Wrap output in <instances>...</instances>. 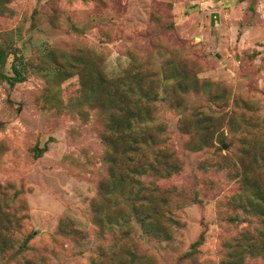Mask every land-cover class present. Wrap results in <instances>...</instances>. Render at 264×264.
Instances as JSON below:
<instances>
[{"label":"rangeland","instance_id":"obj_1","mask_svg":"<svg viewBox=\"0 0 264 264\" xmlns=\"http://www.w3.org/2000/svg\"><path fill=\"white\" fill-rule=\"evenodd\" d=\"M0 9V43H11L30 66L23 81H0V236L12 245L0 264H90L100 247L108 249L103 264H114L120 251H111L125 246L152 264H222L230 239L247 223L233 209L242 183L216 163L246 139L264 150V0H0ZM51 50L74 60L87 52L107 78L127 71L155 89L153 115L182 168L170 178L142 176L144 184L199 199L167 209L166 239L144 234L137 223L133 243L114 229L98 232L91 202L108 179L102 120L87 102L73 105L76 75L51 76ZM198 115L209 116L212 144L189 149L183 127ZM66 220L83 234L59 230ZM201 233L194 254L182 258ZM24 242L27 248L12 256Z\"/></svg>","mask_w":264,"mask_h":264},{"label":"trees","instance_id":"obj_2","mask_svg":"<svg viewBox=\"0 0 264 264\" xmlns=\"http://www.w3.org/2000/svg\"><path fill=\"white\" fill-rule=\"evenodd\" d=\"M17 51L11 43H0V81L10 86L23 81L30 67ZM76 53L74 60L63 51L51 50L46 58L55 63L51 75L55 80L61 81L73 75L78 77L79 94L72 100L73 105L77 104L80 108L87 102L90 107L96 108L102 120L101 137L105 146L103 161L107 166L108 179L99 183L97 195L91 202L93 222L100 233L116 230L120 241L133 243L132 223H137L143 233L152 238L166 239L169 231L164 220H172L165 215L167 209L180 207L184 201L178 203L179 200L186 199L187 204L199 199L196 195L188 199L182 190L161 189L156 183H152L151 187L144 184L142 176L165 179L179 173L182 168L179 157L164 145L163 125L153 115L152 103L158 95L151 86L147 89L142 87L139 75L125 71L124 76L107 78L95 66L89 53ZM8 60L9 72L5 71ZM164 63L165 66L172 64L168 61ZM172 76L183 77L175 72ZM190 84L194 88L197 85L194 81ZM176 85L180 87L182 83ZM137 89L144 91L138 94ZM208 119L209 116L198 115L191 124L183 127L191 138L186 144L187 148L201 149L212 144L213 129ZM245 120L243 118L242 122ZM217 140L224 142L222 133ZM247 141L242 142V148L237 153L222 156V160L216 163L218 168H224L229 176L242 183L241 192L235 196L238 203L233 205V209L234 216H240L247 223V227L230 239L227 252L221 259L222 264H248L255 261L264 264V150L252 149L249 144L251 141ZM68 222H59V230L69 228L72 233L83 234L70 228ZM202 240L201 233L181 257H191ZM11 247L0 236V254L5 255V251ZM24 248H27L25 242L12 256ZM101 250L100 247L97 255L99 259H92L90 264H103L100 256L108 255V249ZM117 251H120L121 259L114 264H152V260L136 252L134 246L131 249L125 246L112 250L110 255H115ZM23 264L41 263L40 260L25 259Z\"/></svg>","mask_w":264,"mask_h":264},{"label":"water","instance_id":"obj_3","mask_svg":"<svg viewBox=\"0 0 264 264\" xmlns=\"http://www.w3.org/2000/svg\"><path fill=\"white\" fill-rule=\"evenodd\" d=\"M218 19V13L217 12H212L210 15V23L213 25L214 20Z\"/></svg>","mask_w":264,"mask_h":264},{"label":"crops","instance_id":"obj_4","mask_svg":"<svg viewBox=\"0 0 264 264\" xmlns=\"http://www.w3.org/2000/svg\"><path fill=\"white\" fill-rule=\"evenodd\" d=\"M202 1H205V0H202Z\"/></svg>","mask_w":264,"mask_h":264}]
</instances>
